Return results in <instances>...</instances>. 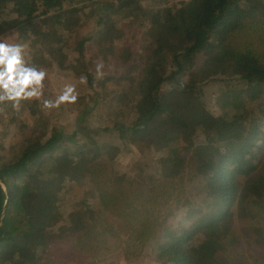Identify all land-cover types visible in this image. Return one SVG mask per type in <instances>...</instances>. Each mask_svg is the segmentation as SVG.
Returning a JSON list of instances; mask_svg holds the SVG:
<instances>
[{
  "label": "trees",
  "instance_id": "1",
  "mask_svg": "<svg viewBox=\"0 0 264 264\" xmlns=\"http://www.w3.org/2000/svg\"><path fill=\"white\" fill-rule=\"evenodd\" d=\"M259 21L264 0H0V35L15 30L31 47L23 69L43 77L58 69L76 97L55 119L64 105L34 85L28 101L0 89L6 134L27 102L26 121L41 129L9 148L0 140V264L59 260L52 249L75 243L70 234L79 239L72 219L90 208L84 199L60 202L59 189L86 180L88 195L124 215L144 210L115 188L135 200L163 191L167 207L145 210L136 228L126 223L136 244L156 242L157 264H246L243 239L264 244V59L231 39ZM112 58L122 70H94ZM116 143L132 158L117 173ZM200 194L213 211L197 205ZM179 214L188 224H175Z\"/></svg>",
  "mask_w": 264,
  "mask_h": 264
},
{
  "label": "rangeland",
  "instance_id": "2",
  "mask_svg": "<svg viewBox=\"0 0 264 264\" xmlns=\"http://www.w3.org/2000/svg\"><path fill=\"white\" fill-rule=\"evenodd\" d=\"M79 18L81 17H76L74 18V20H79ZM246 26V29H241L239 30L240 32L238 34L236 33L237 35L231 39V42L234 44L237 43V45H245L246 48L252 49L260 59H264V23L259 21L258 23H247ZM86 28H92L88 21ZM125 31L126 26L124 25L119 28L118 33L120 35H123ZM17 33L18 32L14 30L13 32H7L0 35V43H3L7 46L19 48L21 61L19 67L24 68L23 63L29 58V50L31 49V47L28 44L24 43L18 37ZM138 36L141 38L142 34L138 33ZM239 36H241V38ZM129 42H131V40H129ZM134 45L137 46L138 43H135ZM110 63L111 65L104 63H102L101 65L98 64V66L94 67V70L102 74H113L114 70H122V68L116 64V60L114 58L110 60ZM214 65L215 66L212 67V70L214 76H216L218 75L217 70H220V66H218L217 64ZM234 68L236 67L234 66ZM5 69L6 65L0 64V72L5 71ZM50 71L51 72H48L45 77H42V85L40 83L38 85L35 83L29 84L25 86L24 92H22L21 94L26 98V101H28V98H31L35 94L28 96L25 95V93L33 91L36 92L37 90L42 91L44 95H46V97L52 100L53 105H55L54 107H57L58 105H64L63 110H60V108L54 110L53 107V115L56 119V116L63 117V115H61L62 112L65 113L67 110L71 111V109L74 108L73 100H60V97L62 95H65L66 93L69 96L74 95V84L71 77L63 75L62 73H60V71H58V69L54 68L53 70L50 69ZM234 74H238V72H235ZM32 85H34L37 90L33 89L34 87H32ZM2 88L3 86L2 84H0V89L2 90ZM68 88H72V92L68 93ZM23 106L24 110L22 112L19 111V116H17L16 121L12 122V125L10 126L12 131H10L9 134H6V130L2 129H6L7 123L10 122V110L7 112L5 110H2L5 109V107H0V140L3 141V144L7 148H9V146L11 147L13 145L12 142L17 138H23L25 136L32 137L33 135L41 132L40 127L34 125V120H31L30 122L26 121L28 120L27 117L29 114V110L25 107L28 106V102ZM210 106L216 114L221 113L224 110L217 107V105L213 101L210 102ZM15 111L16 109H13L11 110V113H14ZM69 116L71 115L69 114ZM69 119L70 118L67 116L65 121H69ZM112 145L114 148H116V152L118 155L116 157V160L120 162V166L117 169L116 173L123 172L124 170L129 169V165L132 160L131 156L121 155V152H126V150H128V147L124 143H116ZM152 152L158 151L153 150ZM153 173H155V170L153 171ZM157 174L159 173L157 172ZM85 182L86 183L84 184H74L72 187H68L67 185H65L63 188L59 189V192H61L60 202H76L77 200L84 199L86 204H88V207L90 208L83 217L72 219L71 226L73 227L74 231H79L75 233L76 236L78 234L79 239H77V237L73 236L72 234L68 236L75 241L76 245L74 242H62L57 246V249H52L50 255H53L55 254V252H57L59 260H64L62 264H157L155 262L158 251V249L155 248L156 242H153V240L147 241L146 239L145 243L141 242L140 244H136L135 239H129L132 232L130 231V229H128L126 223L131 221L135 222L136 219L140 220L138 218H141L145 215L147 216L149 213H147L146 211L154 212V209L163 210L165 207H167V200L163 191L160 189L158 190V192H152V190L151 192L147 193L146 191H140L142 195L135 200L132 199V196L129 194V190H127L126 186L115 188L112 193H123L126 196L127 200L133 201L134 204L139 205L140 208L144 210L141 212H132L131 208L129 207L126 211L127 214L124 215V212L119 213V211L117 210L118 206L116 209L110 210L107 207H104V204L100 197L88 195L87 192H89V190H94V186L92 182H89L87 180ZM134 191L136 190L134 189ZM239 194L241 197H244V190H241ZM119 196L121 199H123L121 195ZM51 197L52 199H54L56 196L51 195ZM120 198L119 200H121ZM149 199L151 201H149ZM153 201L155 202V204L153 203ZM196 203L205 212H211L215 209V204L213 203L211 198L206 196L205 194L197 195ZM123 211L125 210L123 209ZM178 217L179 218L175 219L174 221L175 224L179 225L182 223L184 225L185 222H187L184 216H181L179 214ZM109 224L112 227L114 226V228L108 229L106 226H108ZM186 224H188V222ZM133 225L135 226V228L138 227L137 221ZM243 234L244 237L249 236L248 228L247 231H245V233ZM84 240H88L90 241V243L83 245L82 242ZM124 240L128 241L126 247ZM191 242H193V240ZM75 246L77 247L75 248ZM72 248H74L75 250L69 251ZM240 248H242L240 251H242L246 255V264H264V244L259 245L258 243H255L250 237H245L243 239V246ZM59 260H52V264H58ZM237 261L238 260H236L235 262L237 263Z\"/></svg>",
  "mask_w": 264,
  "mask_h": 264
},
{
  "label": "clouds",
  "instance_id": "3",
  "mask_svg": "<svg viewBox=\"0 0 264 264\" xmlns=\"http://www.w3.org/2000/svg\"><path fill=\"white\" fill-rule=\"evenodd\" d=\"M20 63L19 48L0 43V64L6 65L5 71L0 72V84L8 90L9 99L20 97L25 86L29 84L35 83L38 85L44 75L42 72L38 73L34 70L20 68ZM67 92H72V88H68ZM33 94H36L35 91L25 93L28 96ZM75 99L74 95L69 96L67 93L60 97L61 101Z\"/></svg>",
  "mask_w": 264,
  "mask_h": 264
},
{
  "label": "water",
  "instance_id": "4",
  "mask_svg": "<svg viewBox=\"0 0 264 264\" xmlns=\"http://www.w3.org/2000/svg\"><path fill=\"white\" fill-rule=\"evenodd\" d=\"M6 206H7V200H6V202H5V205H4V208H3L2 214H1V216H0V225H1L2 219H3L4 214H5Z\"/></svg>",
  "mask_w": 264,
  "mask_h": 264
}]
</instances>
